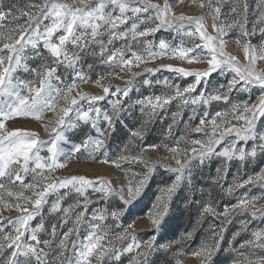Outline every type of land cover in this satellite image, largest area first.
<instances>
[{
  "label": "snow or ice",
  "instance_id": "snow-or-ice-1",
  "mask_svg": "<svg viewBox=\"0 0 264 264\" xmlns=\"http://www.w3.org/2000/svg\"><path fill=\"white\" fill-rule=\"evenodd\" d=\"M191 2L203 11L176 15L172 0H29L23 5L0 0V208L17 213L0 215V264H124L126 256L127 264H157L159 254H171L175 264H185L181 257L189 254L198 264H215L220 252L231 264H264V227L249 228L255 220L264 222V131L258 127L264 123V64L258 66L264 62V0L254 5L250 0ZM205 17L214 35L207 32ZM162 30L172 38H157ZM229 43L242 51L243 63L225 51ZM161 57L207 67L163 64L133 70ZM161 69L194 80L182 87L169 76L158 78ZM21 71L32 78H19ZM213 73L224 82L213 85ZM106 75L125 80V85L113 89L103 83ZM81 83L94 84L103 94H89L80 89ZM156 86L164 91L143 95L142 89ZM254 89L259 91L255 103L233 95ZM106 99L108 107L101 103ZM173 102L178 111L162 131L163 139L146 143L151 126L158 119L163 123ZM184 109L190 115L177 136ZM125 117L139 120V126L129 127ZM17 118L41 123L48 139L10 127ZM117 123L127 129L128 138L112 159L108 141ZM76 129L83 134L78 143L67 135ZM169 139L174 143L165 142ZM160 147L171 154L174 166L164 163L167 157L153 160L146 155ZM81 158L113 164L123 172L122 181L113 186L103 176L92 180L56 174L70 160ZM213 159L221 163L215 176L201 177L205 184L228 196L243 190L223 211L211 189L193 180L194 169H203ZM233 162L236 172L225 189L223 181ZM161 168L173 178L158 189L147 212L153 234L139 240L132 213ZM182 185L187 186L185 206L198 205V218L191 230L161 242L159 228ZM197 193L199 200L194 199ZM101 203L103 207L93 206ZM209 216L213 220L204 229L205 239L189 253L184 244ZM236 216L248 219H241L226 239L227 226ZM49 218H54L50 224Z\"/></svg>",
  "mask_w": 264,
  "mask_h": 264
},
{
  "label": "trees",
  "instance_id": "trees-1",
  "mask_svg": "<svg viewBox=\"0 0 264 264\" xmlns=\"http://www.w3.org/2000/svg\"><path fill=\"white\" fill-rule=\"evenodd\" d=\"M177 2V0H174ZM188 2H191V0H185ZM251 4H255V0H250ZM159 35V36H158ZM164 35L163 32H159L157 34L158 37ZM167 37H171V34L169 33ZM197 42H199L197 38ZM255 42V41H254ZM236 48H238L235 43H230ZM117 45V44H116ZM123 75V74H122ZM109 75H106V78ZM113 76V75H112ZM156 76L158 78L163 79L165 76L171 77L176 83L180 84L182 87L186 86L189 83H192L194 80V77H177L174 76L172 73L168 72L167 70H160V72L156 73ZM116 77V76H114ZM94 79L97 77H93ZM105 78V79H106ZM138 80L140 78H137ZM211 82L213 85L218 84L219 82H224L223 78L218 77L216 73H213L211 76ZM125 84H122L123 87ZM117 86V85H116ZM113 86V89L116 87ZM199 90V88H198ZM164 89L161 86H156L153 89H142L143 95H148L149 92H154L155 94H160L163 92ZM195 94V93H194ZM133 98H137V94L133 92L131 94ZM234 97L251 102H254V100L258 97L259 91L254 89L253 92L250 93H239V94H233ZM115 97H112L114 99ZM105 107H108L107 99L103 102H101ZM213 107H215V102L213 103ZM178 111V107L176 102H173L168 106L167 111V118L163 120V123L158 119L155 124H153L150 128L149 135L146 138V143H157L159 144L161 140L163 139L162 131L167 130V125L171 123V115L173 112ZM137 116H139V111L137 109V112L135 113ZM126 115V114H125ZM190 115V112L188 109H184L182 112L180 119L179 127L176 129L175 134L178 136L180 135V129L183 128V122L188 119V116ZM126 123L129 125V127H138L140 121L139 120H131L127 119L125 117ZM198 119L194 121L193 123H198ZM87 129H85V132ZM81 132L80 130L77 131V134ZM194 137L199 134H192ZM128 138V131L126 128L121 126L119 123H117L116 131H114L108 141V147H109V154L112 157V159H115L118 155V149L123 146V144L126 142ZM166 143H169L170 145L174 143L171 139L166 140ZM164 148V147H162ZM165 149V148H164ZM99 160H103V157L100 156ZM87 162H91L90 159L86 158ZM96 162V161H92ZM221 163L219 159H213L211 160L206 166H204L203 169L197 167L193 171V180L194 183L201 185L208 189L210 188L212 191L213 198L218 202V210L223 211L224 204H233L236 203L235 195H239L240 192L243 190H239L237 193H235L233 196H228L226 193L220 192L219 189L211 185V183L205 184V181L201 179V177H207V176H215L216 175V168ZM110 164V163H107ZM237 164L236 162H233L232 166L229 169V173L227 175V178L225 181H223L224 188L226 189L228 185L232 182L233 174L236 172ZM258 170V168H257ZM172 174L166 173L163 168L159 170V172L155 173L152 178L150 179L147 187L144 189L143 193L141 194L140 200L136 202V207L132 213L131 218H141L147 214L149 209L152 206V203L155 200L156 195L158 194V189L163 186L166 183H170L172 179ZM186 185H182L179 187L175 194L171 198L170 207L167 215L164 217V220L159 228V235L158 239L161 240V242H167L170 240H173L175 238H178L182 233L185 231L191 230L196 219L199 215V207L198 205L192 204L185 206V200L188 198L186 193ZM200 194L197 193L194 197V199L199 200ZM204 198L207 199V192L204 194ZM241 219H248V217L245 216H236L232 219V222L227 226V231L225 232V237L230 238L231 234L235 232L240 227V220ZM213 218L211 216L207 217L202 227L199 228V230L195 233V236L191 241H188L184 244V248L189 251V253L196 249L202 240L205 239V232L204 229L208 227V222L212 221ZM215 223L219 224V220H216ZM255 223L254 221L252 224L249 225V228H254ZM153 234V230L151 231H141L137 233V239L139 240H147L151 235ZM225 246H227L225 244ZM171 255V254H169ZM165 256L163 254H159L156 257L157 264H168L169 261H171V264H175V261L172 259H168V256ZM190 255V254H189ZM215 264H231L230 257L224 253L220 252L218 255L214 257ZM125 263V261H124ZM126 264V263H125Z\"/></svg>",
  "mask_w": 264,
  "mask_h": 264
},
{
  "label": "rangeland",
  "instance_id": "rangeland-1",
  "mask_svg": "<svg viewBox=\"0 0 264 264\" xmlns=\"http://www.w3.org/2000/svg\"><path fill=\"white\" fill-rule=\"evenodd\" d=\"M19 2L23 5V4H27L29 3V0H19ZM154 2H158L163 4V0H154ZM172 2L174 3V8H173V13L176 15L179 14H184V15H198L200 14L203 9H201L199 7L198 4H193L192 2H188L185 1V3H179V2H175L174 0H172ZM205 23H206V29L207 32L209 34H213V30L211 27V20L208 17H205ZM164 33V35L160 36V37H164L167 39H171L172 38V34L171 37H167V35L169 34V32L167 31H161ZM159 36V35H158ZM157 36V38H159ZM225 39H227V37H225ZM175 43H179V40L175 41ZM117 45H115L116 47H119V42L116 43ZM225 51L228 54L231 55H235L237 56V58L243 63L244 62V58H243V54L242 51L239 50L238 48H236L235 46H233L232 44H227ZM163 64H172L173 66H178V67H184L186 69H205L207 67L206 63H192L189 64L187 62H182L178 59L175 58H169V57H161V58H157L153 61H150L144 65H141L140 67H134L133 70L137 71V72H142L143 69L145 67L147 68H159L160 65ZM264 64V62H258V66ZM35 66V65H33ZM164 70V69H161ZM123 75H127L125 73H122ZM18 77L21 79H31L32 77L30 76V74L28 73H24L23 71L18 72L17 73ZM125 80L119 79L117 77H114L112 75L107 76L106 79H104L103 83L106 84H111L112 86H122V84H125ZM80 89L89 93V94H100L102 95V89L96 87L94 84H83L81 83L79 85ZM257 102V98L254 100L253 103ZM51 115V113H47L46 116ZM233 124H238L237 121L233 120L232 121ZM10 127H20L23 129H26L28 131H32L35 132L41 139H48V135L47 133L44 131V127L41 123L31 120L29 119H24V118H17V122L15 124H10ZM258 127L261 131H264V123H260L258 122ZM77 131H79V129L74 130L71 133H68L67 135H69L71 137L72 142L74 143H78L80 142V140L83 138V134L81 132H79L77 134ZM251 142H249V146H250ZM62 147L65 148V150H67V145L62 143L61 144ZM46 151L42 153V155H45ZM147 156H149L151 159L155 160L158 157L160 158H164L167 157V159L164 160V163L169 164L174 166L175 161L171 158V154L167 153L166 149L160 147L159 149L155 150V151H148L146 153ZM91 162H87L86 158H81L79 160H70L67 163V166L65 168H61L57 170V175L59 176H67V175H83L86 176L89 179L92 180H96V178L98 176H103L105 179H109L112 180L113 186H115L116 184L120 183L122 181V177H123V172L121 170H117L115 169L113 164H107V163H101V162H92L93 160L90 159ZM127 165H125L126 167ZM134 168H139L140 165L135 164L133 165ZM253 191H256L255 189ZM99 193H97L95 196H92V199H97L99 197ZM141 197V196H140ZM140 200V198L138 199ZM94 207H103V203L98 204V205H93ZM48 209L45 208L44 212L47 213ZM0 215H3L5 217L7 216H15L17 215V213L14 210H6L3 208H0ZM221 219H223L221 217ZM54 218H49V224L51 222H53ZM39 222V218L37 217L33 222V226H35L36 223ZM109 223H111V220L109 218ZM255 227H264V222L260 221V220H255ZM69 227L71 226V223H69L68 225ZM134 230L136 231V233H139L141 231H151L153 230V226L151 225V222L148 220L147 218V214L141 218H135V224H134ZM254 227V228H255ZM66 230V228L64 229ZM127 259L128 257L126 256L124 258L125 263L127 264ZM168 259L172 260V256L169 255ZM181 259L184 260L185 264H198V261L196 260L195 257L188 255L186 257H181ZM124 263V264H125Z\"/></svg>",
  "mask_w": 264,
  "mask_h": 264
}]
</instances>
